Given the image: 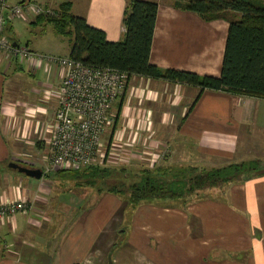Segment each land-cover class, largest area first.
<instances>
[{"label": "crops", "instance_id": "obj_1", "mask_svg": "<svg viewBox=\"0 0 264 264\" xmlns=\"http://www.w3.org/2000/svg\"><path fill=\"white\" fill-rule=\"evenodd\" d=\"M26 1L56 9L69 3L73 15L104 30L110 41H119L125 34L123 17L129 0H12ZM151 1L159 5L151 62L161 69L219 77L229 21L204 20L176 8L172 0ZM18 19L36 21L34 16ZM14 22L7 30L16 36ZM63 56H70V51ZM40 72L45 78L35 85L32 79ZM22 76H26L27 92L20 94L14 78ZM61 80L55 66L18 62L0 52V201L25 199L35 204L28 212L0 221L4 242L3 246L0 243V264H264V170L227 186L197 190L195 196L129 204L127 210L133 213L125 219H108L112 211L123 207L116 193L106 194L81 219L58 222L66 234L59 245L50 248L53 255L34 250L24 263L20 253L17 258L4 257L9 241L24 255L32 250L26 248L28 241L48 245L47 238L35 229L54 222L49 215L39 217L51 207L54 187L45 185V176L20 177L5 169L4 163L28 162L16 156V141H32V129H24L29 115H42L38 122L45 125L50 139ZM11 89L18 95L14 100ZM31 98L38 100L36 107L28 105ZM113 109L117 117L108 144L115 149L103 167L124 170L134 166L136 174L149 169L172 176L187 174V165L201 170L221 162L240 163L256 154L255 147L264 148L262 98L223 90L200 92L195 86L134 75ZM38 141L41 146L45 143V139ZM73 196L69 206L63 207L66 214L69 208H82L73 203ZM41 198L46 202H39ZM12 234L16 236L13 240L9 239Z\"/></svg>", "mask_w": 264, "mask_h": 264}, {"label": "trees", "instance_id": "obj_2", "mask_svg": "<svg viewBox=\"0 0 264 264\" xmlns=\"http://www.w3.org/2000/svg\"><path fill=\"white\" fill-rule=\"evenodd\" d=\"M158 6L156 1L129 0L123 17L126 30L119 41H110L104 30L91 26L84 17L73 15L69 3L61 4L55 15L37 16L35 23L50 22L58 34L70 37V56L88 65L126 71L130 78L139 75L183 83L198 87L200 92L206 89L223 90L264 99L263 3L258 0H174L176 8L196 13L204 20L224 18L229 21L219 77L161 69L151 62ZM4 33L15 41L7 28ZM257 166V163L243 161L199 172L194 167L190 171L197 173L189 177L184 174H154V171L148 169L139 176L138 181L129 186L126 197L133 207L143 202L179 200L200 189L238 182L244 175L242 173L256 170ZM105 169L103 166L91 165L58 171L75 178L85 176L90 179L98 173H104ZM44 175L50 176L49 172ZM122 191L124 188L115 186L111 192L120 194Z\"/></svg>", "mask_w": 264, "mask_h": 264}, {"label": "built area", "instance_id": "obj_3", "mask_svg": "<svg viewBox=\"0 0 264 264\" xmlns=\"http://www.w3.org/2000/svg\"><path fill=\"white\" fill-rule=\"evenodd\" d=\"M56 8L32 1L0 0V52L6 57L43 63L59 68L62 76L59 107L49 128V167L77 169L105 166L115 146L104 145V135L116 122L115 102L129 86L128 72L96 67L71 56L41 54L5 35L8 24L28 16L55 15ZM33 203L25 199L0 201V221L28 211Z\"/></svg>", "mask_w": 264, "mask_h": 264}, {"label": "rangeland", "instance_id": "obj_4", "mask_svg": "<svg viewBox=\"0 0 264 264\" xmlns=\"http://www.w3.org/2000/svg\"><path fill=\"white\" fill-rule=\"evenodd\" d=\"M260 3L264 4V0H258ZM172 3H174V0H172ZM53 7L52 5H49ZM55 9V8H54ZM14 30L16 32V36L12 35L15 39H18L21 44L28 45L29 48L35 52L41 53V54H47V55H67L68 52L71 49V39L70 37L58 34L55 31L54 25L50 22H42V23H28L23 20H15L14 22ZM23 77V76H22ZM15 77V83L17 82V85H20L21 93H26L27 89L24 87L26 86L24 84L25 77ZM45 78L42 72H40L36 77H34L32 82L36 85L38 84V81H42ZM27 84V83H26ZM11 99L14 100V97L18 95H13V92L15 93V90L11 89ZM19 94V95H20ZM29 106L36 107V103H38V100H34L33 98L30 99ZM42 117L41 114H36L33 116H30L26 118V122L24 124V129L26 131H30L32 129V134L34 136H31L32 141L30 143H25L24 141H16L18 144L16 145V156L20 158V160H28V162L24 161H16L22 165H27L30 167L35 168H41L44 171V174L46 172H49L50 176H45L44 178L47 179L45 181L46 186L54 187L53 191V200L51 203V207L53 209H50L46 212L40 213L39 217L47 218L49 215L51 219L54 221L51 225L46 226L42 228L35 229L38 234H43L47 240L48 245H41L37 243L34 239L32 241H28L26 244V248L32 249L30 253L27 255H24L19 248H16V246L11 244L10 241L6 242V253L3 255L4 257H9L11 255V259L19 257V253L22 257V262L28 261L27 256L31 257V254L34 250L47 252H52L51 255L54 254V251L50 248H55L56 245H59L60 242L63 240L64 235L66 234V228L65 226L61 228L58 226V222L62 221L65 224H68L70 222L75 221L76 219H81L86 209L94 208L99 200L106 194L112 193V189L115 186L124 188V192L122 191L120 194H116L117 198L119 199V206H122L123 209L112 211L111 215L109 216V220H118V219H125L130 218V215H132L133 211H129L128 205L129 200L126 197V192H129V186L133 184L135 181H138L139 176L141 174H136L137 170L134 166L127 167L126 169L122 170L121 167H106L105 172L100 174L98 173L96 177H92L89 179V177H83V178H75L72 177V175H65L63 172L58 171L59 169H51L49 167V149H48V139L49 134L47 135L46 128L44 124H40L38 120H40ZM112 125H110L104 135V145H108L109 137L111 133ZM24 136V134H23ZM41 139H45V143L43 146H41L42 141H38ZM34 141V142H33ZM256 154L251 156L250 159H246L244 161L247 162H253L257 163V169H251L246 170L244 175L241 176V180H245L247 176L253 175L256 172L264 170V156L262 153H264V148L262 146L255 147L254 148ZM133 157V155H131ZM19 160V159H18ZM10 162V161H9ZM9 162L4 163V168L8 171L14 172V174L19 175L20 177L24 178H31L27 175L20 173L16 171L15 169H12L9 167ZM134 161L131 162L133 165ZM243 162V161H241ZM230 163L221 162L217 164L216 167L221 166H227ZM190 168H194V166H189L185 168V170L188 172L187 174H184L185 177L191 176V174L197 173V171H201L200 169H196L197 171H190ZM212 169V168H209ZM82 171V170H81ZM190 171V174H189ZM100 174V175H99ZM89 180L91 182H89ZM18 180H16L17 183ZM230 182L224 183L223 186L229 185ZM220 187V186H218ZM206 189V188H205ZM205 191L203 190L202 193ZM195 192H193V196ZM75 194V196H73ZM205 195V193L203 194ZM73 196V203L78 202L79 205H81L78 210L72 209L68 213H64L63 207L65 205L69 206L71 197ZM32 199V198H31ZM58 199H61V201H57ZM34 201V200H33ZM57 201V202H54ZM32 202V200H30ZM39 202H46L44 198H41ZM51 202V201H50ZM33 207H34V202ZM55 204L57 205V208H55ZM39 205V204H38ZM40 207V206H38ZM28 212V211H27ZM41 212V211H40ZM47 213V214H46ZM19 214V213H18ZM17 214V215H18ZM36 214V212L31 213ZM125 214V216H123ZM16 215V216H17ZM47 215V216H46ZM15 216V217H16ZM35 217V216H33ZM40 218V219H41ZM37 226V225H36ZM35 226V227H36ZM58 231V232H57ZM16 236H11L9 239H15ZM32 238V237H31ZM0 243L3 246L4 242L0 239ZM11 253V254H10ZM26 253V252H25Z\"/></svg>", "mask_w": 264, "mask_h": 264}, {"label": "water", "instance_id": "obj_5", "mask_svg": "<svg viewBox=\"0 0 264 264\" xmlns=\"http://www.w3.org/2000/svg\"><path fill=\"white\" fill-rule=\"evenodd\" d=\"M15 45H17V42H15ZM9 167L31 178L41 179L44 176V171L41 168L22 165L16 161L10 162Z\"/></svg>", "mask_w": 264, "mask_h": 264}]
</instances>
